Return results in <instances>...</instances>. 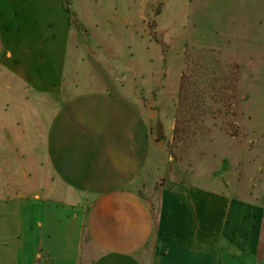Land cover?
Returning <instances> with one entry per match:
<instances>
[{
  "label": "crops",
  "instance_id": "crops-1",
  "mask_svg": "<svg viewBox=\"0 0 264 264\" xmlns=\"http://www.w3.org/2000/svg\"><path fill=\"white\" fill-rule=\"evenodd\" d=\"M70 31L64 0H0V85L59 95ZM149 133L110 90L54 107L35 181L0 175V264H264V186L258 202L203 190L149 202L137 190Z\"/></svg>",
  "mask_w": 264,
  "mask_h": 264
},
{
  "label": "rangeland",
  "instance_id": "rangeland-1",
  "mask_svg": "<svg viewBox=\"0 0 264 264\" xmlns=\"http://www.w3.org/2000/svg\"><path fill=\"white\" fill-rule=\"evenodd\" d=\"M64 2L71 31L59 95L0 85V175L18 189L24 173L35 181L32 169L44 158L51 110L74 94L110 90L139 107L153 139L164 140L162 146L151 141L137 186L149 202L165 191L185 205L186 194L196 190L258 202L264 186V0ZM183 73L193 75L184 90ZM215 77L219 92L211 89Z\"/></svg>",
  "mask_w": 264,
  "mask_h": 264
},
{
  "label": "trees",
  "instance_id": "trees-1",
  "mask_svg": "<svg viewBox=\"0 0 264 264\" xmlns=\"http://www.w3.org/2000/svg\"><path fill=\"white\" fill-rule=\"evenodd\" d=\"M198 61V60H196ZM192 70V69H191ZM194 71V70H193ZM192 73L187 75V74H184L182 75V80H181V89L184 90V87L186 86V83L188 82V80L190 81L191 78H192ZM198 78V77H197ZM196 79V78H195ZM195 79H193L192 81H196ZM212 80V84H211V89L216 91V92H219L221 90H223V86L222 87H219L217 84L220 83V79L218 77H215V78H212L210 79ZM231 85L234 86L236 88V85H235V79H232L231 81Z\"/></svg>",
  "mask_w": 264,
  "mask_h": 264
},
{
  "label": "water",
  "instance_id": "water-1",
  "mask_svg": "<svg viewBox=\"0 0 264 264\" xmlns=\"http://www.w3.org/2000/svg\"><path fill=\"white\" fill-rule=\"evenodd\" d=\"M147 109H148L149 117L150 118H154L157 115V113H158L157 109L153 108V101H151V102H149L147 104ZM149 131H150L149 136H150L151 141L154 144H156V145L162 146L164 144V140L155 141L153 139V137L151 136V129L150 128H149ZM148 206H151V205L148 204Z\"/></svg>",
  "mask_w": 264,
  "mask_h": 264
}]
</instances>
